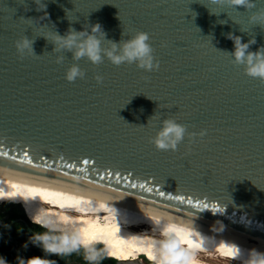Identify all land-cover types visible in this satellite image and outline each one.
I'll return each mask as SVG.
<instances>
[{
    "label": "water",
    "instance_id": "95a60500",
    "mask_svg": "<svg viewBox=\"0 0 264 264\" xmlns=\"http://www.w3.org/2000/svg\"><path fill=\"white\" fill-rule=\"evenodd\" d=\"M43 2L46 8L0 0V153H8L0 155V176L192 221L264 250V80L234 63L226 35L255 38L253 51L264 46V26L249 19L264 0L251 11L237 6L240 12L218 0ZM97 22L117 42L148 32L159 67L146 71L106 57L99 64L74 61L43 36ZM24 35L35 39L40 56L18 52ZM72 63L84 78L66 79ZM169 117L197 135L186 134L176 150L158 149L152 138ZM177 195L186 199H172Z\"/></svg>",
    "mask_w": 264,
    "mask_h": 264
},
{
    "label": "clouds",
    "instance_id": "9594fccd",
    "mask_svg": "<svg viewBox=\"0 0 264 264\" xmlns=\"http://www.w3.org/2000/svg\"><path fill=\"white\" fill-rule=\"evenodd\" d=\"M37 2L43 4V8H46L43 0H35L36 4ZM218 2L221 5H227L232 8L243 6L249 11L257 9L256 0H218ZM251 13L249 19L253 24L258 23L264 26V8H258L256 11H251ZM45 16H47V13L41 16L43 19L40 22L45 19ZM223 22L221 21V23ZM226 35L234 43L233 50L229 52L234 58V63L243 65L245 73L249 76L264 80V46L253 51L250 49V45L256 43L255 38L244 42L241 36L234 33L229 32ZM43 36L55 44L53 51H70L74 61L87 57L93 64H99L106 57L115 65L135 63L137 67L146 71L159 67V61L156 59L153 46L150 43V34L146 31H137L134 35L117 42L106 39V32L103 30L102 25L97 22L84 27L80 31L70 26L64 35H60L54 31ZM34 40L33 38L30 39L27 35L17 39L16 48L18 52L22 56H40L34 51ZM104 41H107V46L104 45ZM64 58V55H58L56 57L57 63H62ZM65 75L68 81H75L77 78H84L85 71L78 63H72ZM96 80L97 82H102L103 77L98 74ZM205 131L202 130L199 135L203 136ZM186 134L189 137L197 135L196 133H189L187 126L179 123L176 119L170 117L164 118L161 120L156 135L152 138V142L158 149L176 150L178 145L184 141ZM217 223L220 222L217 221ZM220 226L224 227L222 223H220ZM156 227L161 236V239L154 242L153 260L156 264H197L194 247H184L185 243L191 245L189 241L184 239L185 235H200V232L192 221L178 222L172 216L161 214L156 220ZM30 239L32 243L42 246L46 251L57 250L50 243L51 238L47 234H34ZM208 244V239L202 241V246H207ZM230 247L233 253L230 256L232 260H240L241 264H264V250L256 247L244 249L235 242L231 243ZM88 258L95 260L96 256L95 254H91ZM0 264H8V261L0 257ZM19 264H46V262L39 258H29L26 262L21 260Z\"/></svg>",
    "mask_w": 264,
    "mask_h": 264
},
{
    "label": "bare ground",
    "instance_id": "6f19581e",
    "mask_svg": "<svg viewBox=\"0 0 264 264\" xmlns=\"http://www.w3.org/2000/svg\"><path fill=\"white\" fill-rule=\"evenodd\" d=\"M5 202L21 203L32 222L63 232L85 248L104 244L108 256L116 258L119 264H137L146 255L153 258L154 242L161 239L156 227L159 217L106 200L0 176V204ZM198 231L199 236H184L186 241L193 242L184 247H194L197 264H230V260L241 264L226 255L221 244L230 246L235 242L244 249L253 248ZM206 239L209 244L202 246Z\"/></svg>",
    "mask_w": 264,
    "mask_h": 264
},
{
    "label": "trees",
    "instance_id": "16d2710c",
    "mask_svg": "<svg viewBox=\"0 0 264 264\" xmlns=\"http://www.w3.org/2000/svg\"><path fill=\"white\" fill-rule=\"evenodd\" d=\"M23 220L30 224L32 231H30ZM0 232L4 235L5 231L10 234L4 235L8 240H18L24 243H30L34 246L32 252L33 259L39 258L46 262V264H66L68 260L72 262H80L84 264H115L116 259L107 256V250L104 244L93 246L92 248H85L77 244L73 238L63 232L53 231L45 226L30 221L24 206L20 203L5 202L0 204ZM5 224V226H4ZM34 234H47L51 239L50 243L57 249V257H52V251H46L42 246L32 243L31 237ZM104 245V246H103ZM11 247L8 243L0 245V257L5 258L8 264H13L11 257ZM29 254V256H30ZM95 254L96 259L90 260L88 257Z\"/></svg>",
    "mask_w": 264,
    "mask_h": 264
},
{
    "label": "flooded vegetation",
    "instance_id": "af4514ba",
    "mask_svg": "<svg viewBox=\"0 0 264 264\" xmlns=\"http://www.w3.org/2000/svg\"><path fill=\"white\" fill-rule=\"evenodd\" d=\"M0 224L3 225V223L0 222ZM5 226V224H4ZM10 234L8 231H5V234L4 235H8ZM4 235L0 232V245H2V243H8L9 246L11 247V257H12V260H13V264H19V262L21 260L23 261H27L29 258H32L33 259V256H31V252H32V249L34 248L33 245H31L30 243H24V242H21V241H18L16 239L14 240H8L7 238L4 237ZM19 244H22V246H18ZM52 254V257H57L58 255V251H52L51 252ZM30 254V256H29ZM20 256V257H19ZM108 256V254H107ZM21 258V259H20ZM66 264H84V263H80V262H72L71 260H68V262ZM115 264H119L118 261H116Z\"/></svg>",
    "mask_w": 264,
    "mask_h": 264
},
{
    "label": "snow or ice",
    "instance_id": "6c2138e0",
    "mask_svg": "<svg viewBox=\"0 0 264 264\" xmlns=\"http://www.w3.org/2000/svg\"><path fill=\"white\" fill-rule=\"evenodd\" d=\"M236 10L239 11L237 8H236ZM239 12H240V11H239ZM0 155L7 156L8 153L3 152V153H0ZM23 156H24V158L27 160V163H28V164L31 165V164L33 163V159H32V157L29 155L28 152L25 151V152L23 153ZM61 159L63 160V157H61ZM81 163H82V164H88V163H89V160H88V159H83V160L81 161ZM93 163H94V161H93ZM66 166H67L68 168H76L77 165H76L75 163H67ZM108 174H109L110 176L113 175L112 172H109ZM115 176H116L117 179H120L121 174H120L119 172H116V173H115ZM132 187L135 188V187H137V185H136V184H132ZM140 187H143V185H140ZM147 191H148V192H151V191H153V189H152V188H148ZM165 194H166V193L163 192V191H160V192L158 193V195L161 196V197L165 196ZM9 195H13V193H9ZM172 199L179 200V201L183 202V201L186 199V197L183 196V195H177V196L172 197ZM192 202H193V201H192L191 199H188V203H189V204H191ZM197 203H199V201H197ZM205 207H207V205H205ZM189 243H193V242H192V241H189ZM197 246H198V245H197ZM220 248H221V249H226V255H228V256H231V255L233 254V253H232V249H231V247L228 246V245L221 244V245H220Z\"/></svg>",
    "mask_w": 264,
    "mask_h": 264
},
{
    "label": "rangeland",
    "instance_id": "374dc122",
    "mask_svg": "<svg viewBox=\"0 0 264 264\" xmlns=\"http://www.w3.org/2000/svg\"><path fill=\"white\" fill-rule=\"evenodd\" d=\"M8 203V202H7ZM1 204H3V203H1ZM74 240V239H73ZM75 241V240H74ZM76 242V241H75ZM77 244H79V243H77ZM100 244V243H99ZM99 244H96V246H99ZM102 244V243H101ZM18 246H22V244H19ZM82 246V245H81ZM95 247V246H94ZM105 249H106V247H105ZM107 250V249H106ZM107 254H108V251H107ZM20 257V256H19ZM206 258H208V257H206ZM21 259V258H20ZM230 264L231 263H235V264H239V262H236V261H228ZM137 264H156V262L153 260V258H151V256L149 255H146V256H142V258L141 259H139V261L137 262Z\"/></svg>",
    "mask_w": 264,
    "mask_h": 264
}]
</instances>
